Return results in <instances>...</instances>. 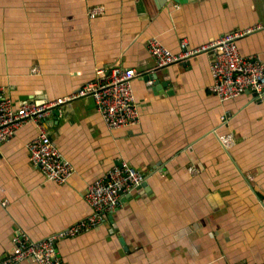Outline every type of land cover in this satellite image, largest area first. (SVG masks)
<instances>
[{"label": "crops", "instance_id": "0c3cea01", "mask_svg": "<svg viewBox=\"0 0 264 264\" xmlns=\"http://www.w3.org/2000/svg\"><path fill=\"white\" fill-rule=\"evenodd\" d=\"M257 25L260 0H0V90L15 107L77 93L115 64L142 75L137 127L109 129L90 97L51 112L49 135L74 170L65 183L31 164L33 123L0 146V259L17 235L46 239L89 216L87 186L126 163L145 187L59 242L62 264H264V100L220 101L210 53L159 69L147 51L152 38L178 53L182 40L195 49ZM239 49L264 62V28ZM228 134L229 151L218 139Z\"/></svg>", "mask_w": 264, "mask_h": 264}, {"label": "built area", "instance_id": "2783aa9c", "mask_svg": "<svg viewBox=\"0 0 264 264\" xmlns=\"http://www.w3.org/2000/svg\"><path fill=\"white\" fill-rule=\"evenodd\" d=\"M102 13L104 8H94L89 10L88 16L95 19ZM263 28L264 26L257 25L232 31L217 41L195 49L190 48L186 40H182L178 53L172 52L158 38H152L148 41L147 51L159 69L185 63L202 53H210V70L213 77L210 91L220 101L227 102L244 95L262 101L264 62L255 55H243L239 49V40ZM138 77L142 75L136 69L115 64L107 70L98 71L96 78L86 83L77 93L43 104L26 102L18 107H15L12 99L0 90V146L13 139L27 123H33L38 132L27 144L31 164L39 167L48 179L65 183L74 170L70 162L61 157L49 135L46 120L51 112L79 98L90 97L109 129L137 127L140 123V110L135 96L134 81ZM218 139L227 151L235 144L234 136L231 134L218 135ZM188 170L191 174L197 173L193 166ZM144 182L145 176L129 164L114 166L106 175L87 186L85 200L92 210L89 216L51 234L46 239L32 240L17 235L13 249L0 259V264L26 262L62 264L58 243L79 237L99 227L106 215L120 209L122 197L135 191Z\"/></svg>", "mask_w": 264, "mask_h": 264}, {"label": "water", "instance_id": "95a60500", "mask_svg": "<svg viewBox=\"0 0 264 264\" xmlns=\"http://www.w3.org/2000/svg\"><path fill=\"white\" fill-rule=\"evenodd\" d=\"M159 1H160V3L168 2V0H159ZM174 1H176L178 3H185L187 0H174ZM260 5H261V9H262V12H263V15H264V0H260ZM147 78H148L149 81H153V80L156 81V79H157L155 74L147 75ZM158 84H159L158 82L155 83V85H158ZM161 86H164V85L162 84ZM142 186L145 187V183L142 184ZM108 216L109 215H107L105 217H108Z\"/></svg>", "mask_w": 264, "mask_h": 264}]
</instances>
